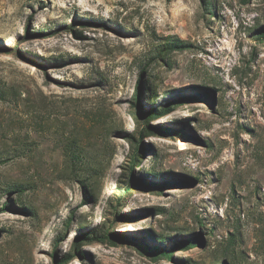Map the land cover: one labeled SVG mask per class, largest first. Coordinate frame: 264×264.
I'll list each match as a JSON object with an SVG mask.
<instances>
[{
    "label": "rangeland",
    "instance_id": "1",
    "mask_svg": "<svg viewBox=\"0 0 264 264\" xmlns=\"http://www.w3.org/2000/svg\"><path fill=\"white\" fill-rule=\"evenodd\" d=\"M209 2L0 0V264H264V0Z\"/></svg>",
    "mask_w": 264,
    "mask_h": 264
},
{
    "label": "trees",
    "instance_id": "2",
    "mask_svg": "<svg viewBox=\"0 0 264 264\" xmlns=\"http://www.w3.org/2000/svg\"><path fill=\"white\" fill-rule=\"evenodd\" d=\"M204 2H208L210 3L209 1L210 0H203ZM262 34L264 36V30L262 31ZM192 47V45L190 43H187L183 40H180L179 38H169L167 40L166 43H164L163 45H161V47L159 48V55L160 57H163L165 56L166 53H170V52H174V51H184V50H188ZM140 96H141V85L139 86V89L134 97V101H133V104L134 105H137L139 109H142V105H141V100H140ZM152 101H156L155 98L152 99ZM176 102V101H175ZM174 103V102H173ZM170 105L172 104H169L168 109H170ZM161 112H159V110L155 109V110H151L150 112L148 113H145V121H146V125L144 126V130L143 132H141L142 134V137L144 136V134L146 132H149V130L151 129L150 127V119L154 116H158L160 115ZM134 139V142H133V150H132V153H131V157H130V165H129V171L130 172H133L134 168H135V165L139 164L141 162L140 160V155H141V152H142V149H143V145L141 143L140 140H137L135 137H133ZM143 139V138H141ZM78 142L76 140H70V142L68 144L65 145L64 147V152L66 154V157L68 158V160L70 161V163L72 164V167H73V170L76 171V175L77 177H81V178H85V175L83 176L81 174V172L83 171H86L84 168L86 167L87 165V160L84 156V151L80 148V146H78ZM80 172V173H79ZM87 178V177H86ZM85 178V179H86ZM82 181V180H81ZM84 183V182H83ZM87 187H89L91 189V191L94 190L95 188V184L94 182L92 181V178H88L87 179ZM133 181L131 183H128V186L126 188V191L127 192H130V188L133 186ZM153 185V184H152ZM153 186H156V185H153ZM24 188H19L18 189V192L20 193H23L24 192ZM19 205H22V202L20 200H18L17 202ZM7 209V206L4 205L3 208H0V213L4 212L5 210ZM110 235L108 234H101L100 236H98V234H92V233H89V234H86L83 236V238H86L87 241H95L97 239H100V238H103L104 240L108 239ZM195 242H196V239H190V240H186V241H182V242H178L176 245H175V248H178V247H183V246H194L195 245ZM153 251H157V249H153ZM159 253L161 254H169V252H167L165 249H161V250H158ZM171 255V253L169 254ZM73 255L69 254L67 255L63 260L61 261H58V264H67L69 262V260L71 259Z\"/></svg>",
    "mask_w": 264,
    "mask_h": 264
}]
</instances>
